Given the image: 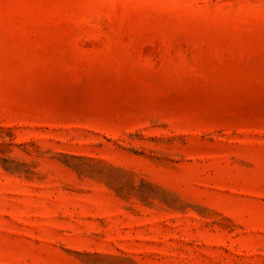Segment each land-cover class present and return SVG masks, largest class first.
I'll return each mask as SVG.
<instances>
[{
  "label": "rangeland",
  "instance_id": "1",
  "mask_svg": "<svg viewBox=\"0 0 264 264\" xmlns=\"http://www.w3.org/2000/svg\"><path fill=\"white\" fill-rule=\"evenodd\" d=\"M0 264H264V0H0Z\"/></svg>",
  "mask_w": 264,
  "mask_h": 264
}]
</instances>
